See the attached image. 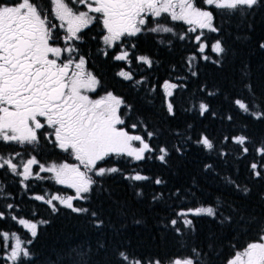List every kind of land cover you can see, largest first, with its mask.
Instances as JSON below:
<instances>
[{
  "label": "snow or ice",
  "instance_id": "6c2138e0",
  "mask_svg": "<svg viewBox=\"0 0 264 264\" xmlns=\"http://www.w3.org/2000/svg\"><path fill=\"white\" fill-rule=\"evenodd\" d=\"M50 5L59 24L52 23L39 0H12L11 3L0 0V142L16 144L20 148L32 146V151H35L43 139L76 161L45 164L31 153L27 158L20 151L0 153V171L19 177L25 190L31 187L25 183L30 179H49L74 193L33 194L30 199L47 204L53 213L59 212L61 208L70 209L77 215L88 217V222L95 229L101 230L107 225L97 211L82 204H74V201L91 200L97 186L101 184L97 177L118 173L130 181L133 187L140 188L136 195L142 197V187L138 182L150 181L158 186L166 182L159 176L143 174L137 162L156 159L162 165H167L172 152L183 156L188 144H195L208 156L223 158L229 154L220 147V141L205 132L199 133L194 139L193 125L190 123L186 124L183 131L167 130L170 136L175 137L171 146L160 143L163 133L159 129L149 130L143 121L126 123V114L131 112L132 106L122 97L107 91L99 98H91L89 93L96 92L100 80L86 67L87 59L78 47L83 37L78 34L94 23L102 25L104 34L101 39L104 47L99 52L107 58L108 49H116L112 59L125 62V66L116 75L131 81L133 88H138L146 84L147 77L135 78L133 62L151 69L154 61L148 55L136 54L137 45L133 38L152 34L159 45L169 48L174 39L192 40L196 47L185 58V65L188 73L196 77L199 60L221 67L229 54L226 44L219 38L221 28L214 23V11L225 17H246L256 9L264 8V0H70V3L67 0H50ZM74 5H83L86 10H80ZM175 22H182L189 27L186 32H177ZM58 29L63 31V35ZM205 30L217 34L214 42L209 43L210 38L206 36ZM188 33L198 34L189 37ZM60 41H63L62 46ZM259 46L264 49V42ZM209 49L215 58L207 54ZM172 72H176L175 66ZM187 79V75L174 77L175 81ZM162 88L167 113L175 117L174 101L169 98L173 96L174 90L186 89L187 84L169 79L163 82ZM150 91L154 93L156 87L153 86ZM199 91L207 97L222 95L219 89L208 90L206 85L201 86ZM254 97L253 85L245 82L239 91L224 97L229 106L227 114L218 113L209 101L200 97H190L189 106L183 110L195 111L201 118L207 115L212 119L219 117L228 121H233L231 113L239 110L252 119L262 120L264 105L256 104ZM138 127L146 135L130 133L129 129L134 132ZM223 143L239 145L241 156H247L250 151L254 156L258 155L260 160L253 159L250 164L251 175L264 178V139L257 145L256 141L242 133L224 136ZM109 157L130 158L127 162L137 166L127 172L116 166H98ZM34 166H38L35 173ZM209 170H214L211 163L205 165V171ZM41 173L50 175L41 176ZM227 182L236 183L231 178H227ZM236 187L244 195L250 192L247 186L240 188L237 184ZM163 196V192L154 193L152 200L157 202ZM169 196L179 198L181 204L186 199L180 189L169 193ZM10 198L11 193L0 187V201ZM35 215L33 211L32 216ZM191 216H207L220 223L232 220L231 216L224 215L220 204H197L195 207L189 204L175 210L174 218L169 220L177 236L184 235L182 227L194 230ZM6 218L26 230L27 235L0 229V264H34L30 245L38 235V226L49 221L24 218L19 205L10 202L0 204V221ZM241 219L249 230L255 229L256 239L247 242L246 246L233 245L235 250L225 259L224 264H264V220H255L253 217ZM135 223L141 221L137 219ZM100 249H104L108 257L104 264H212V256H218L214 240L209 241L207 251L200 246L189 248L181 244L183 250L176 249L163 257L142 255L131 245L120 244L109 252L106 245L100 242L97 252ZM56 264L97 262L91 259V249L85 251L82 247H70L58 258Z\"/></svg>",
  "mask_w": 264,
  "mask_h": 264
},
{
  "label": "trees",
  "instance_id": "16d2710c",
  "mask_svg": "<svg viewBox=\"0 0 264 264\" xmlns=\"http://www.w3.org/2000/svg\"><path fill=\"white\" fill-rule=\"evenodd\" d=\"M11 3L12 0H7ZM70 3V0H67ZM43 11L48 13L50 20H55L51 12L50 0H39ZM214 23L221 28L219 38L226 44L229 54L221 67L199 60L197 64L198 76L192 77L186 68L185 58L190 55L196 45L192 40H173L171 48L161 46L156 42L152 34L140 35L133 38L136 42L135 52L137 55H148L154 61L151 69L143 64L133 62L132 69L136 79L147 77L144 85L133 88L131 81H125L116 75L124 61H114L112 54L116 49H108L107 58L99 52L104 47L102 44V25L94 23L89 28L82 30L79 35L83 42L78 43L80 53L85 56L89 67L100 80L99 92H113L122 97L127 104L132 106L131 112L126 114V123L143 121L149 126V130L159 129L163 135L159 142L171 146L175 137L170 136L168 129H179L183 131L186 124H192V135L195 139L201 132L220 141L228 155L220 158L216 155L208 156L204 151L197 148L195 144H188L183 156L175 151L168 158L167 165H162L156 159H145L137 162L143 170V174L156 177L159 176L166 183L155 185L150 181L138 182L142 187L143 196L139 197L136 192L140 188L133 187L130 181L123 179L120 174H112L105 177H97L101 184L97 186L91 200L86 202L74 201V204H82L95 210L104 219L107 225L97 230L90 224L89 218L77 215L70 209L61 208L59 212L53 213L47 204L30 199L33 194L57 193L74 195L71 189L56 185L54 181L46 179L42 181L30 179L25 183L31 185L25 190L20 183L19 177L10 173L0 171V187L5 192L11 193V198L3 203H14L19 205L24 218L33 221L46 219L49 222L38 226V235L30 245L34 254V264H56L58 258L70 247H82L87 251L91 249V259L97 264H104L108 258L104 249L97 252L98 243L106 245L109 252L116 246L131 245L142 255L163 257L168 253L181 249V244L203 247L207 251L210 240H214L217 255L212 256V264H224L233 252V245L246 246L247 242L256 239V231L249 230L241 217H253L255 220H264V178H256L251 175L250 164L253 159L259 161L258 155L250 153L241 156L239 145L223 143L224 136L246 134L257 142L264 139V119L255 120L243 115L239 110L233 111V121L226 119H212L209 116L201 118L193 112L183 109L189 106V98H204L210 102L211 107L218 113L227 114L229 106L224 97L234 91H239L243 83H251L255 92L254 102L264 105V49L260 43L264 42V8L256 9L249 16H229L214 11ZM177 32H186L188 26L182 22H175ZM63 35V31L58 29ZM209 43L217 38L216 33H207ZM198 33H188L194 37ZM95 37V38H94ZM215 58L214 53L209 52ZM175 66L176 72H172ZM176 75H187L186 81H175ZM172 79V82L186 83L184 90L176 89L171 98L174 101L176 116L168 115L164 104L163 82ZM206 85L208 90L219 89L222 95L207 97L199 91L201 86ZM155 86L153 93L150 89ZM193 94H195L193 96ZM122 112L125 110L122 108ZM131 134H142L141 127ZM20 151L27 158L28 154L35 155L40 162L70 160L66 153L60 151L54 145L41 140V143L32 151V146L20 148L14 144L0 142V153H13ZM148 154H146L147 156ZM19 159V158H18ZM130 158L109 157L100 164L123 168L127 172L136 164L128 163ZM213 164L214 170L205 171L206 164ZM37 168H35V172ZM43 173L41 176H49ZM227 178L236 183L230 184ZM240 188L247 186L250 189L248 195H244ZM180 189L182 196H186L183 204L179 198L170 197L169 193ZM163 192L161 200L153 202L154 193ZM194 193V195H193ZM191 204L222 205L225 216H231V222L220 223L218 220L207 216H191L194 230L183 228V236H177L175 230L169 224L174 218L175 210L187 207ZM33 211L36 215L32 216ZM141 223H135V220ZM0 229L5 231H16L17 234H25L21 226L10 218L0 221ZM245 233H247L245 235ZM30 238V236L28 237ZM183 250V249H181Z\"/></svg>",
  "mask_w": 264,
  "mask_h": 264
},
{
  "label": "rangeland",
  "instance_id": "374dc122",
  "mask_svg": "<svg viewBox=\"0 0 264 264\" xmlns=\"http://www.w3.org/2000/svg\"><path fill=\"white\" fill-rule=\"evenodd\" d=\"M74 7H78L80 10H86L85 8H84V6L83 5H74ZM188 26V25H187ZM189 27V26H188ZM199 31V30H198ZM102 32H103V29H102ZM104 34V33H103ZM79 35V34H78ZM60 43H61V45H62V43H63V41H60ZM94 74V73H93ZM95 75V74H94ZM105 93H103V94H100V92H99V87L97 88V90H96V92H94V93H89V96L91 97V98H93V99H96V98H99L100 96H102V95H104ZM14 145H16V144H14ZM16 146H18V147H20L19 145H16ZM27 145H25L24 147H26ZM68 156V155H67ZM68 159H70V160H67V162H70V163H76V161H74V160H72L71 159V157H69L68 156ZM74 161V162H73ZM53 161H51V162H48V163H45V164H49V163H52ZM54 162H59V161H54ZM61 162H63V161H61ZM43 163V162H42ZM98 166H104V167H110V166H106V165H103V164H98ZM38 166H34V168H33V172L35 173V168H37ZM112 167V166H111ZM41 174H43V173H41ZM40 174V175H41ZM55 194H57V193H55ZM61 195V194H60Z\"/></svg>",
  "mask_w": 264,
  "mask_h": 264
},
{
  "label": "flooded vegetation",
  "instance_id": "af4514ba",
  "mask_svg": "<svg viewBox=\"0 0 264 264\" xmlns=\"http://www.w3.org/2000/svg\"><path fill=\"white\" fill-rule=\"evenodd\" d=\"M53 17H54V15H53ZM54 19H55V17H54ZM52 21V23H55V24H59L60 22L58 21V20H51ZM61 44V43H60ZM62 45H63V43H62ZM61 45V46H62ZM86 67L88 68V70H90V71H92L93 72V70L89 67V65H88V63H87V65H86ZM94 73V72H93ZM49 162H51V161H49ZM54 162V161H53ZM74 162V161H73ZM48 163V162H47Z\"/></svg>",
  "mask_w": 264,
  "mask_h": 264
}]
</instances>
